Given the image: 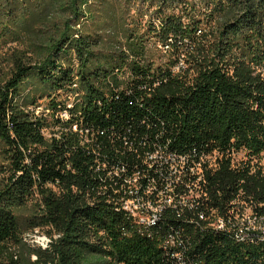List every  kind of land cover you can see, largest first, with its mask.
I'll return each instance as SVG.
<instances>
[{"label": "trees", "instance_id": "obj_1", "mask_svg": "<svg viewBox=\"0 0 264 264\" xmlns=\"http://www.w3.org/2000/svg\"><path fill=\"white\" fill-rule=\"evenodd\" d=\"M65 109L70 121L45 116ZM75 123L107 131L108 152L112 130L217 151L199 209L227 217L244 201L264 214V0H0V264H20L17 247L26 264H179L161 241L180 231L189 264H264V242L191 212L139 232L99 192ZM36 228L60 236L44 250L23 240Z\"/></svg>", "mask_w": 264, "mask_h": 264}, {"label": "bare ground", "instance_id": "obj_2", "mask_svg": "<svg viewBox=\"0 0 264 264\" xmlns=\"http://www.w3.org/2000/svg\"><path fill=\"white\" fill-rule=\"evenodd\" d=\"M59 102H60V100H59ZM65 104H66V102H65ZM73 104H74L73 102H70L66 106L70 110V109H73V107H74ZM75 105H77V103ZM33 108H35V109H32V108H29V109L31 112H33L35 114L39 115L43 112V106H42V104H40V102L38 103V105L33 106ZM69 110L65 109L64 111H61V112H65V114L67 115L65 118H62L63 115H56V117L58 119H60V122L61 121H68L70 119ZM80 114H82V113H80ZM78 118H80V117H78ZM49 120L52 121V119H49ZM66 124H67V122H66ZM151 125H152V123H151ZM145 126H146V124H145ZM78 127H79V124L75 123L73 125V131L78 135V137H79L78 139L80 140V142H79L80 145L83 146L84 148H87L88 151H92L94 156H95V160L93 159L95 161L94 170H95V173L98 174V180L97 181H99V183H100L99 192L102 193L103 196L107 195L106 197H107L108 202H111V200L114 199V196H134V188L139 187V186H141L143 189L146 190V197H156L157 199L161 200L162 202H173L174 201V193H168V189L169 190H175V197L178 199V201L182 202L183 205H192V204H195L197 202L205 201V199L203 197V193H202L203 190H201V186L205 182L204 176H198V177H196V181L190 182L191 191L189 190V188H187V182L174 181V178L176 177V170L181 169V162H169V169L167 170V178H164L162 180L141 179L143 177V172H146V177L155 178V170H150V167H152V165H155V162H158V155H151V154H152V148H158L159 134L156 135L155 138H151L152 136L149 137L150 145H144L143 155H151V158H146L144 160V159H142V157H140L142 155V140H135L133 147H131L130 151H128V150H126V143L125 142L121 141L120 139H113L109 136L108 139H109V141L112 142V144L114 145V148L112 149L111 152L110 151L108 152L105 149L106 147L102 146L103 144L99 141L100 138L105 137V135H97L95 137L89 136L87 134V132H83V130H79ZM48 131H49V129L44 132L46 137H48V133H49ZM136 134H144V132H141V130H140V132H137V130H136ZM50 137H48V138H50ZM101 140H102V138H101ZM104 141H105V139H104ZM115 143H120V144L116 145ZM128 157L131 158L130 161H128ZM216 161L217 160L214 161L213 167L216 166V163H215ZM114 167H116L118 172L114 171ZM127 169H130V172H128ZM100 178H103V179H100ZM207 179H208V177H207ZM108 187H111V188H108ZM164 187H166V189ZM206 190H208V189L206 188ZM232 203L234 205H237V201H234ZM207 204H208V202H207ZM113 206L117 211H122V212H124V214H126L129 217V210L117 208L116 205H113ZM126 207H134V200H126ZM215 208H217V207H215ZM247 210L251 211V214H248V218H255V212L252 208V205H250L248 202H244V201L240 202L238 209H236V216H245ZM217 211L212 210L210 216L201 217L200 220H202L204 222L206 221L208 223V227L213 226V218L212 217H216L219 215L217 213ZM173 213L180 217V212H173ZM231 213H232V215H235V209ZM189 223L195 224V222H189ZM245 226H246V217H239L237 219L232 220V228L233 229H243V228H245ZM193 228L194 227H192L191 229H193ZM214 230L231 234V231H228V230H222V229H214ZM139 232L145 233L148 231L139 230ZM59 236H60L59 234H55V235L46 234L44 232H41L39 228H36L33 231H29V232L24 233V241L29 242V243L33 244L34 246L40 247L44 250H48L51 248L54 240H56ZM235 240L237 242H240V243H246V242H251L252 244L254 243L253 241H246V235H239L238 239H235ZM262 242H264V236H262ZM161 244L166 250L172 252V245L171 244H169V243H161ZM34 258L36 259V256H34Z\"/></svg>", "mask_w": 264, "mask_h": 264}, {"label": "built area", "instance_id": "obj_3", "mask_svg": "<svg viewBox=\"0 0 264 264\" xmlns=\"http://www.w3.org/2000/svg\"><path fill=\"white\" fill-rule=\"evenodd\" d=\"M184 62L181 61L179 67L184 66ZM46 106V105H45ZM32 109H35L30 107ZM65 112H58L53 115L48 113L49 119H53L56 115H62ZM67 116V115H66ZM82 125V124H81ZM79 130L87 132L89 136L97 135H106L107 131H97L95 132L92 128L89 127H78ZM113 139H120L126 143V150L130 151V148L133 147L135 140H142V159L151 158V155H158V162H155V165L150 167V170H155V178L146 177V172H143V177L141 179H158L162 180L167 178V170L169 169V162H181V169L176 170V177L174 181L187 182V188L190 189V182L196 181V177L204 176L205 170L208 167H213V163L216 158L219 156V153L215 151L212 154L200 153L193 151L188 154H179L169 149L168 144H164L158 141V148H152L151 155H143L144 145H150L149 134L144 132V134H136V132L122 134L116 130H112L111 134H108ZM232 158L234 161L246 159V152L244 153V158L239 159V154L232 151ZM113 167V166H112ZM114 171L118 170L114 167ZM130 172V169H127ZM103 179V178H100ZM111 188V187H108ZM166 189V187H164ZM168 193H174L173 202H162L156 197H146V190L141 186L134 188V196H114V199L109 202L112 205H116L117 208L129 210V219L132 223L138 228V230H146L148 232H154L155 228L162 222L164 216L167 212H180V216L184 211L191 212L193 215L190 217L187 222L198 223L201 217L208 216L206 211L199 209L203 202H197L192 205H183L182 202L178 201L175 197V190H169ZM126 200H134V207H126ZM240 202L237 201L235 205V215L231 216H222L218 215L213 218L212 229H222L231 231V235L234 236V239H238L239 235H246V241H253L254 243L262 242V236H264V214H259L255 212V218H248V214L245 216H236V209ZM239 217H246V226L243 229H233L232 220ZM181 232V231H180ZM180 232H174L169 234L164 238L161 243H169L172 245V255L175 259L178 260L179 264H189L184 258V251L186 249L185 239ZM182 233V232H181Z\"/></svg>", "mask_w": 264, "mask_h": 264}, {"label": "rangeland", "instance_id": "obj_4", "mask_svg": "<svg viewBox=\"0 0 264 264\" xmlns=\"http://www.w3.org/2000/svg\"><path fill=\"white\" fill-rule=\"evenodd\" d=\"M160 51H161V49H160ZM158 54H160L159 53V51H158ZM73 100V99H72ZM46 102L47 101H45V104H46ZM72 102V101H71ZM40 104H42V106H43V109H44V107L46 108V106H45V104H44V101H41L40 102ZM63 115V117L62 118H65L66 117V114L64 113V114H62ZM57 120H59L60 121V119H58L56 116L52 119V121L51 122H55V121H57ZM53 124V123H52ZM59 128L58 127H55L54 126V130H58ZM53 129H50L48 132V137H50L51 135H53V131H52ZM241 158H244V153H240L239 154V159H241ZM262 161H263V163H264V154H263V159H262ZM248 211V212H247ZM246 211V214H251V211L250 210H247ZM40 229V228H39ZM44 230H42V229H40V231L41 232H44V233H46V234H48L46 231H47V228H43ZM23 240H24V235H23ZM26 242V241H25ZM26 243H28V244H30V245H32V246H34L33 244H31V243H29V242H26ZM15 252V256H16V260L18 259V260H20L21 258V262H20V264H26V260H27V254H28V252H27V250L26 249H23V248H16L15 250H14ZM36 259L34 258V256H32L31 257V259H30V261L31 262H34Z\"/></svg>", "mask_w": 264, "mask_h": 264}]
</instances>
